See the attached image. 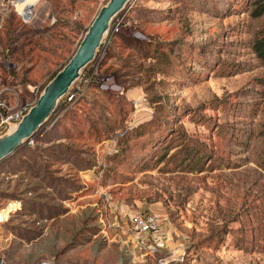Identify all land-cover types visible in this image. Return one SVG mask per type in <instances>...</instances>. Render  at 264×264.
I'll return each mask as SVG.
<instances>
[{
    "label": "rangeland",
    "instance_id": "1",
    "mask_svg": "<svg viewBox=\"0 0 264 264\" xmlns=\"http://www.w3.org/2000/svg\"><path fill=\"white\" fill-rule=\"evenodd\" d=\"M107 1L35 0L24 17L29 0H0V78L21 89L17 109L67 63ZM133 1L120 12L122 28L180 41L183 49L201 46L206 56L183 53L182 67L127 79L122 95L92 89L72 106L61 98L44 128L0 162L6 171L44 173L49 161L61 169L54 177L64 178L48 190L55 200L45 206L4 207L10 212L0 243L11 244L0 258L4 264H264V64L249 48L264 30V14L250 17L254 0L217 8L214 0L204 10ZM141 7L163 9L166 18L157 22ZM173 131L180 136L175 142L189 138L214 158L191 171L180 167L182 160L169 156L185 141L166 151ZM54 138L71 149L42 157ZM136 213L158 215L159 232L139 233L130 222Z\"/></svg>",
    "mask_w": 264,
    "mask_h": 264
},
{
    "label": "trees",
    "instance_id": "2",
    "mask_svg": "<svg viewBox=\"0 0 264 264\" xmlns=\"http://www.w3.org/2000/svg\"><path fill=\"white\" fill-rule=\"evenodd\" d=\"M137 1H140V0H135L134 4ZM151 1H155V2H166L167 1V2H172L174 4L181 3L182 5L185 6L186 9H197V10H204L206 5H208L207 3L210 1L213 2V4L215 3L214 0H201V3H199L200 0H151ZM227 1L228 0H216L215 7L217 8L218 6H221V5L224 6V4L227 5ZM134 4H133V6H134ZM137 8H139V6L135 5V11H137ZM140 9L143 11L142 13L146 12V14L147 13H150L152 15L154 14L155 15L154 18L157 21H161V19L166 18L165 11H163V12L161 11L163 9H161V10L160 9H150L147 7H141ZM138 11L140 12V10H138ZM170 11L171 12L177 11V6L175 8L170 9ZM248 12H249L250 17H252V18L261 17L264 14V0H254L251 3V9L248 10ZM212 14H213V11H212ZM221 14H223V12ZM118 34H120V33H114V34H112V37H114L115 35H118ZM112 37H111V39H112ZM121 37L126 43H133L135 45H137V44L140 45L141 48L144 49V51H145V56H150L152 59H154V61L150 62L147 67H144L141 69V71H143L147 75H151L153 72H161V71L165 70L166 67H169V66H171V68H172V65L175 63L181 66L183 63V60H184L182 54L188 52L189 56H190L192 54V49L198 50V51L203 50V52L201 54H203L204 56H206L204 53L206 52V54H207V52H208V51H206V49H203V47H201V46L200 47L198 46L196 48L194 46L192 48L191 44H187L186 47L183 49L182 44H179L180 41H172V42L163 43L162 41H159L158 39H155L153 37H148L147 41H140V40H137L135 38L127 37V36H123V35H121ZM16 44H17V38H15L14 40H12V42L9 43L8 49H7V47L5 48L6 54H8L7 51L9 52V54L12 53V51L11 50L9 51V49H11ZM249 48H250L251 52L255 55V57L261 63L264 64V30L258 32V34L256 36H254V38L250 41ZM6 49H7V51H6ZM106 50H108V46H107ZM193 57H195V56H193ZM121 62H122L121 65L123 66V68L129 66V64L126 60H121ZM103 64H104V59L101 63V66ZM173 67L175 68V66H173ZM106 70H107V68L105 69V71ZM176 70H178V69L176 68ZM130 71H131L130 67H128V69L125 72H130ZM57 72H55L51 76L50 79H52V77ZM121 82H123V81H121ZM117 83L122 85V83H120L119 81H117ZM122 87L125 90L124 85H122ZM42 88L43 87H41V89ZM123 88H122V90H123ZM100 92H103L106 94L112 93V94H117V95L124 94L123 92H110V91H100ZM21 95H22V93L20 92L18 97H17L18 101H20V98L22 97ZM86 95H87V93L84 96H86ZM25 100L26 99H24V100L22 99L21 102L26 103ZM105 108L106 107H102V109L99 108V111H101V112L104 111V113H105ZM43 128H44V126L40 130H42ZM40 130L38 132H36L33 135V137L36 136L40 132ZM61 138H54L50 141H46L45 145H46L47 149L45 150V152H41L40 155H42V157L43 156L49 157V156H53V155L57 154V152H59L60 150L62 152L66 149L70 150L71 148L67 143L60 141ZM179 138H180V136L178 135V133H176V131H173L172 133H170V142L168 141V143H167L166 151L168 149H172L178 145H181L182 142L185 141L183 148L178 149L177 151L175 150L169 156V158H172L173 160H176V157L181 159L182 161H179L177 163V165H179L180 167L187 168L188 170L191 171L194 169H198L200 163L204 160L205 157H208L210 160L212 158H214V155H215L214 152L212 154V151H210L211 153L204 151V148L197 146L196 144L195 145L192 144L190 142L189 138L187 139V138L182 137V139L180 141L175 142ZM165 154L166 153L162 154L159 157L160 162L164 160V158L166 156ZM40 155H39V157H40ZM115 156H116V154H115ZM109 158L111 159V156ZM72 163L74 164V162H72ZM228 164L229 163H227V166H228ZM189 166H191V167H189ZM2 171H6V170L3 168L0 169V174H2L1 176L3 178H5L7 174L5 175V173ZM54 171H60V168L54 167V163L49 162V161H47V163L45 164L44 173L39 172V171H32L31 168H30V171L26 170L25 168H22L19 171H17V182L20 186V183H23V181H26V183L23 185V187L22 188H20L19 186L17 187V194L16 193H5V192L1 193L0 192V195L6 197L7 199L8 198H17V200H20L21 202L23 201L24 207L27 206V207L33 208L31 206V203H33L35 205L34 206L35 208H36V206H39V205L45 206L42 203H40L37 200V198L44 197L47 199L55 200L54 199L55 197L49 193H48L49 195H44V193H39V192H37V190L40 187H47L49 189H53L55 184H56V183H54L55 181H57V180L61 181L62 180V182H63V179H64L63 177H61V176L58 178L54 177L55 173H57ZM8 172H10L9 174H14L16 171H8ZM33 181H36V183H33ZM42 184H43V186H42ZM59 184H61V186L64 185V183H58V185ZM67 187L69 188L68 185H67ZM25 200L27 202H25Z\"/></svg>",
    "mask_w": 264,
    "mask_h": 264
},
{
    "label": "water",
    "instance_id": "3",
    "mask_svg": "<svg viewBox=\"0 0 264 264\" xmlns=\"http://www.w3.org/2000/svg\"><path fill=\"white\" fill-rule=\"evenodd\" d=\"M133 0H108L83 34L67 63L50 79L17 124L0 135V162L14 154L49 120L61 98L80 77L83 69L93 61L97 51L110 34L113 19Z\"/></svg>",
    "mask_w": 264,
    "mask_h": 264
},
{
    "label": "built area",
    "instance_id": "4",
    "mask_svg": "<svg viewBox=\"0 0 264 264\" xmlns=\"http://www.w3.org/2000/svg\"><path fill=\"white\" fill-rule=\"evenodd\" d=\"M4 16V15H3ZM3 16L0 17V29L2 27ZM125 20V16L120 13L113 19L111 23L110 33L104 40L103 45L97 51V54L92 62H90L82 71L77 81L70 87L69 91L64 96L67 106H72L83 99L88 89L93 88L98 91L122 92V87L117 83L113 75L106 72H101V63L103 61L105 52L104 46L109 41L114 33H120L124 30L126 25H120V21ZM0 54V61H1ZM9 65V62H6ZM100 68V69H99ZM101 70V71H99ZM38 95L33 101L23 104L17 109V86L6 80L3 82L0 78V135L10 131L28 109L36 102ZM4 209H0V230L7 220V214L3 213ZM130 222L132 226L141 234L158 233L160 229V218L158 215H140L138 213L131 215ZM151 252H155V245L150 246ZM0 264H4L0 258ZM36 264H59L54 260H41ZM159 264H165L160 261Z\"/></svg>",
    "mask_w": 264,
    "mask_h": 264
},
{
    "label": "crops",
    "instance_id": "5",
    "mask_svg": "<svg viewBox=\"0 0 264 264\" xmlns=\"http://www.w3.org/2000/svg\"><path fill=\"white\" fill-rule=\"evenodd\" d=\"M148 8H150V7H148ZM150 9H157V8H150ZM157 22H159V21H157ZM129 31L124 29L122 32H120V34L115 35L114 37L111 36L112 39L110 37L109 41H107V43L104 46L105 55L103 58L104 59L103 65H107L106 66V68H107L106 72L108 74L113 75L115 81L116 80L119 81L120 83H122V85H124L125 82H121V81H125V80L131 79L133 77L138 79V80H141V79H144V77H147V79H148V77H150L152 75L158 76L162 73V72H153L151 75H147L143 71H141L142 68L147 67L150 62H153L154 59H152L150 56H145V51H144V49L141 48L140 45H138V44L135 45L133 43H126L122 39L121 35L127 36V37H132V38H135V39L140 40V41H147L148 37L144 36V35L139 36L137 34V32L131 33ZM107 46H108V50H106ZM125 51H127V53H124ZM121 60H126L129 64V66L123 68V66L121 65V63H122ZM144 62H147L148 65L147 64L144 65ZM128 67H130L131 71L125 72L128 69ZM153 78H154V76H153ZM15 85L17 86V84H15ZM122 85H121V87H122ZM92 89L93 88L88 89L87 93L88 94L91 93L89 91H91ZM20 92H21V89H19V87L17 86V95H19ZM17 101H18V98H17ZM61 140H63V138ZM63 142H65V141H63ZM60 171H61V169H60ZM2 172H4L5 175L6 174L7 175L5 178H3L1 176L2 174H0V192L1 193L5 192V193H16L17 194V171L14 174H9L8 171H2ZM11 182H13V183L10 184ZM33 183H36V181H33ZM42 186H43V184H42ZM48 190H50V189L47 187H40V188H38L37 192L44 193V195H49L50 193L48 192ZM37 200L40 203H42V202H44V200H47V198L39 197V198H37ZM50 200H52V199H50ZM20 202L21 201L17 200V198H8L7 199L6 197L0 195V209H4V207H8L10 204H14L17 206V204H19ZM16 208L17 207H15L12 211L14 214H17ZM4 225H3V227H4ZM13 236H15L14 238H17V233H14ZM10 244L11 243H2L1 242L0 243L1 251L3 253H6L7 248H9ZM13 244H15L14 245L15 248H17V242L14 241Z\"/></svg>",
    "mask_w": 264,
    "mask_h": 264
},
{
    "label": "bare ground",
    "instance_id": "6",
    "mask_svg": "<svg viewBox=\"0 0 264 264\" xmlns=\"http://www.w3.org/2000/svg\"><path fill=\"white\" fill-rule=\"evenodd\" d=\"M33 5H34V2H30L27 6H24L25 8L21 12V15L24 17H28V14L30 13V10L32 9Z\"/></svg>",
    "mask_w": 264,
    "mask_h": 264
},
{
    "label": "clouds",
    "instance_id": "7",
    "mask_svg": "<svg viewBox=\"0 0 264 264\" xmlns=\"http://www.w3.org/2000/svg\"><path fill=\"white\" fill-rule=\"evenodd\" d=\"M29 2H35V0H29Z\"/></svg>",
    "mask_w": 264,
    "mask_h": 264
}]
</instances>
